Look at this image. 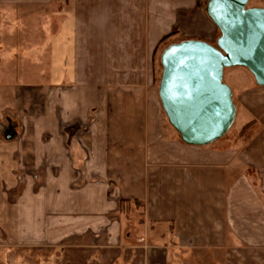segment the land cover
I'll return each instance as SVG.
<instances>
[{
	"label": "crops",
	"instance_id": "obj_1",
	"mask_svg": "<svg viewBox=\"0 0 264 264\" xmlns=\"http://www.w3.org/2000/svg\"><path fill=\"white\" fill-rule=\"evenodd\" d=\"M206 2L0 0V264H264V87L231 72L241 132L207 146L158 96Z\"/></svg>",
	"mask_w": 264,
	"mask_h": 264
},
{
	"label": "water",
	"instance_id": "obj_2",
	"mask_svg": "<svg viewBox=\"0 0 264 264\" xmlns=\"http://www.w3.org/2000/svg\"><path fill=\"white\" fill-rule=\"evenodd\" d=\"M249 2L207 0L206 15L219 33L214 42L182 40L160 53V104L185 144L211 145L232 127L236 106L225 70L244 68L264 87V8Z\"/></svg>",
	"mask_w": 264,
	"mask_h": 264
},
{
	"label": "rangeland",
	"instance_id": "obj_3",
	"mask_svg": "<svg viewBox=\"0 0 264 264\" xmlns=\"http://www.w3.org/2000/svg\"><path fill=\"white\" fill-rule=\"evenodd\" d=\"M249 7H262L264 8V1L263 0H250L249 2ZM52 12L55 11V10H51ZM69 29L71 30L72 29V26H69ZM47 33L46 30L45 32H43V34ZM72 33V32H71ZM219 33H217V37H218ZM46 39H48V36H45ZM47 41V40H46ZM179 41H182L181 38H178L177 36H175V38L173 40H171L169 43H167L164 47H162L160 49V53L162 52V50L167 47L168 45L172 44V43H175V42H179ZM160 65L157 64V67H156V79L158 77V74H159V70H160ZM236 70H238L237 68H231V69H227L224 71V77H223V82L231 89L232 85L230 84V78H231V75L232 73H235ZM232 72V73H231ZM46 75V74H45ZM157 83V82H156ZM232 91V90H231ZM164 122H167L165 116H164ZM241 132V126H240V122H238V120L234 121L232 127L230 128V130L227 132V134L222 138L220 139L219 141V144H223V143H232L235 139H236V136L238 134H240ZM242 135H246V132H243ZM240 144V142H239ZM54 257L52 256L51 257V260L53 261ZM57 260V259H56ZM69 260V259H68ZM52 264H64L63 261H57V263H52ZM67 264H70L69 262H67ZM198 264H201V263H198Z\"/></svg>",
	"mask_w": 264,
	"mask_h": 264
},
{
	"label": "trees",
	"instance_id": "obj_4",
	"mask_svg": "<svg viewBox=\"0 0 264 264\" xmlns=\"http://www.w3.org/2000/svg\"><path fill=\"white\" fill-rule=\"evenodd\" d=\"M175 36H176V32H174L173 34H170L168 36H165L160 40V42L156 48V51L154 52V56H153V61L156 64V67H157V64H159L160 49L162 47H164L167 43H169L171 40H173L175 38ZM159 71L160 72H159L158 77L156 79L157 85L159 83V79H160V75H161V69Z\"/></svg>",
	"mask_w": 264,
	"mask_h": 264
}]
</instances>
